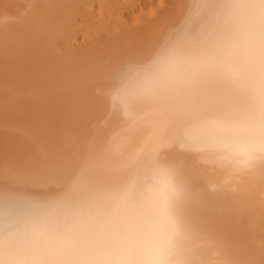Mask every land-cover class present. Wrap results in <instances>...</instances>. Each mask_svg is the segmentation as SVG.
Masks as SVG:
<instances>
[{
    "label": "bare ground",
    "instance_id": "6f19581e",
    "mask_svg": "<svg viewBox=\"0 0 264 264\" xmlns=\"http://www.w3.org/2000/svg\"><path fill=\"white\" fill-rule=\"evenodd\" d=\"M149 1L0 0V264L91 236L109 194L143 192L161 169L175 189L174 264H264V151L234 154L257 104L197 71L221 0L124 20ZM54 203L67 209L56 227L29 232Z\"/></svg>",
    "mask_w": 264,
    "mask_h": 264
},
{
    "label": "clouds",
    "instance_id": "9594fccd",
    "mask_svg": "<svg viewBox=\"0 0 264 264\" xmlns=\"http://www.w3.org/2000/svg\"><path fill=\"white\" fill-rule=\"evenodd\" d=\"M220 24L210 49L197 71L243 91L257 104L256 118L248 126L247 155L264 151V0H221ZM218 128H226L221 122ZM224 147L233 150V144ZM175 189L167 171L160 170L155 185L137 193L128 188L109 194L103 206L89 217L96 222L91 236L61 234V245L30 259L28 264H174L177 224L172 209ZM67 211L62 203L45 206L28 225V231L46 235L56 227L57 216ZM71 219L81 223L84 214ZM67 230H65V233ZM18 264H25L19 261Z\"/></svg>",
    "mask_w": 264,
    "mask_h": 264
},
{
    "label": "rangeland",
    "instance_id": "374dc122",
    "mask_svg": "<svg viewBox=\"0 0 264 264\" xmlns=\"http://www.w3.org/2000/svg\"><path fill=\"white\" fill-rule=\"evenodd\" d=\"M167 2V0H150L149 1V7L148 8H144V7H142V12H140V13H138V14H135V16H131L132 15V13H131V15L128 13V12H125V15L123 16L125 19V21L127 22V23H129V25H131L130 23H132V22H135V21H137V20H140V21H142L143 19V21H147V20H145V19H147L149 16H150V14H154V13H157V12H159V11H161L163 8H164V6H166L167 4L165 3V2ZM159 2H160V4H159ZM95 3V2H94ZM95 4H97V2L95 3ZM156 4V5H155ZM154 6H155V9H154ZM158 8H157V7ZM151 7V8H150ZM149 9H151V10H149ZM151 11V12H150ZM153 11V12H152ZM137 12V11H136ZM127 13V14H126ZM147 16H146V15ZM127 15V16H126ZM130 16V17H129ZM141 16V17H140ZM144 16V17H143ZM129 17V18H128ZM136 17H139V19L137 18V19H135ZM143 17V18H142ZM126 18H127V20H126ZM142 20H141V19ZM133 24V23H132ZM78 38H79V36H78Z\"/></svg>",
    "mask_w": 264,
    "mask_h": 264
}]
</instances>
